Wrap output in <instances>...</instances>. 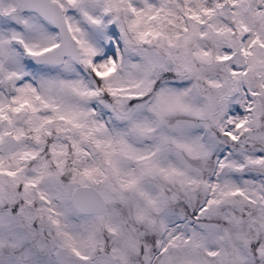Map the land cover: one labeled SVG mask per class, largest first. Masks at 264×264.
<instances>
[{
    "label": "snow or ice",
    "instance_id": "snow-or-ice-1",
    "mask_svg": "<svg viewBox=\"0 0 264 264\" xmlns=\"http://www.w3.org/2000/svg\"><path fill=\"white\" fill-rule=\"evenodd\" d=\"M0 264H264V0H0Z\"/></svg>",
    "mask_w": 264,
    "mask_h": 264
}]
</instances>
